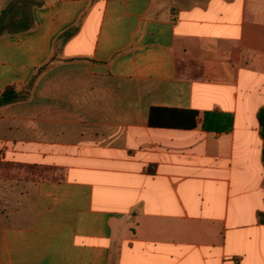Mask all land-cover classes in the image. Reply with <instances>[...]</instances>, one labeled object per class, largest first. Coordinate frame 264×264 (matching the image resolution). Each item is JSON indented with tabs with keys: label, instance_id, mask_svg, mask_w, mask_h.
I'll use <instances>...</instances> for the list:
<instances>
[{
	"label": "crops",
	"instance_id": "1",
	"mask_svg": "<svg viewBox=\"0 0 264 264\" xmlns=\"http://www.w3.org/2000/svg\"><path fill=\"white\" fill-rule=\"evenodd\" d=\"M12 85L0 264H264V0H0Z\"/></svg>",
	"mask_w": 264,
	"mask_h": 264
},
{
	"label": "trees",
	"instance_id": "2",
	"mask_svg": "<svg viewBox=\"0 0 264 264\" xmlns=\"http://www.w3.org/2000/svg\"><path fill=\"white\" fill-rule=\"evenodd\" d=\"M73 30L74 28L69 30L67 34L73 32ZM19 99H20V92L17 86L15 85L8 86L5 89V91L0 95V107L14 103L18 101ZM259 122L261 126V136L263 139L262 155H263V161H264V108H262L259 112ZM260 221L264 224V214L260 215Z\"/></svg>",
	"mask_w": 264,
	"mask_h": 264
}]
</instances>
